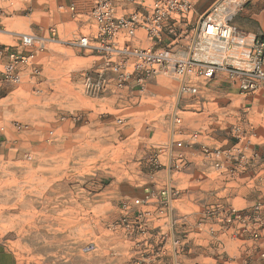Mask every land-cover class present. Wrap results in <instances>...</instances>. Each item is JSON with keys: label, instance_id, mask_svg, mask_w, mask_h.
Listing matches in <instances>:
<instances>
[{"label": "rangeland", "instance_id": "obj_1", "mask_svg": "<svg viewBox=\"0 0 264 264\" xmlns=\"http://www.w3.org/2000/svg\"><path fill=\"white\" fill-rule=\"evenodd\" d=\"M152 1L123 0V14L111 5L112 16L145 13ZM190 1L197 10L190 24L165 27L157 41L140 28L132 37L101 33L89 0H0V44L14 45L17 33L51 39L31 65L20 66V81L0 90V242L18 264H101L106 253L120 254V232L110 228L119 217V192L140 198L153 186L172 190L183 244L176 264H264V81L247 96L223 72L209 81L194 78L193 95L180 94L182 78L163 73L142 84L130 76L117 86L115 63L134 60L123 47L186 53L199 14L237 0ZM241 7L264 8V0H239L234 13ZM82 37L97 50L80 46ZM106 54L114 64L104 65ZM97 80L103 89L93 87ZM174 124L188 128L191 143L230 155L217 167L201 151L174 166ZM214 205L250 212L248 221L233 224L237 238L207 237L226 226L205 225L218 222L207 212ZM243 227L260 234L254 238ZM88 244L94 251L84 250Z\"/></svg>", "mask_w": 264, "mask_h": 264}, {"label": "built area", "instance_id": "obj_2", "mask_svg": "<svg viewBox=\"0 0 264 264\" xmlns=\"http://www.w3.org/2000/svg\"><path fill=\"white\" fill-rule=\"evenodd\" d=\"M91 4V15L100 24V32L114 35L123 31V36L132 37L137 29H143L148 39L160 41V34L165 27L175 28L180 23L188 26L194 16L193 3L190 0H153L145 13L131 11L122 17L112 16V0H89ZM73 9V6L71 7ZM234 14V12H233ZM233 14L228 13V7H220L219 2L212 4L198 20L195 35L192 43L187 47L186 53L173 51L169 47L157 50L134 49L129 50L123 47L125 56H132L134 60L128 58L123 60V66L115 63L113 71L118 77L117 86H122L130 76H136V81L142 84L146 78L158 73L172 75L182 78L179 87L180 94H196L199 89L200 78L204 81L214 79L219 72L226 73L227 78L236 87L239 94L243 96L251 95L264 81V36L237 33L231 24ZM169 24V25H168ZM16 43L0 44V90L6 84H14L20 81V66L31 65L39 52L45 49V42L51 39L38 37L27 33H17ZM80 46L96 48L88 44L87 38L79 40ZM114 64L110 56L104 58V65ZM101 76V73H98ZM93 87L103 89L100 80L93 82ZM180 118L173 115V123L178 124ZM196 138V134L190 136ZM173 146L181 147L182 141L175 140ZM161 151V149H159ZM203 153L219 166L220 158L229 156L220 148L210 149L203 146ZM232 155V154H231ZM177 161H173L174 166L183 164L182 154L177 155ZM172 193L171 189H162L159 192L161 197L159 206L156 208L158 214L167 218L168 200L167 196ZM150 195L143 198L124 199L120 203L119 217L110 228L119 231L123 238V230L133 238L137 232L144 233L151 229L141 227L142 214L134 208L141 207L149 203ZM259 209L253 206L254 212ZM207 212L217 217L221 223L232 225L236 221L246 222L250 218V212L246 209H235L233 207L223 208L219 205L211 206ZM170 227V226H169ZM264 230V229H263ZM248 231L254 238L260 234L255 229L243 227V233ZM234 234L238 237V233ZM161 236L164 233L160 234ZM149 238L143 241H135L138 246L141 242H148ZM182 243L179 239H172L174 254L182 250ZM95 246L88 244L85 251H94ZM151 252L144 260H134L136 264H152L161 257L162 246L151 248Z\"/></svg>", "mask_w": 264, "mask_h": 264}, {"label": "crops", "instance_id": "obj_3", "mask_svg": "<svg viewBox=\"0 0 264 264\" xmlns=\"http://www.w3.org/2000/svg\"><path fill=\"white\" fill-rule=\"evenodd\" d=\"M112 8L114 13H122L123 14V0H112ZM194 9V16L197 14V10H195V6L193 5ZM202 13L199 14L198 17L202 16ZM231 24L235 28L237 33H246L249 35H261L264 36V8L259 7L258 9L252 8V7H241L237 9V11L232 15L231 17ZM119 42L114 41L113 45L118 44ZM119 45V44H118ZM94 50H97L94 48ZM107 52V51H106ZM110 56V58H113L111 54H106L104 56L107 57ZM103 57V56H101ZM183 122V121H182ZM162 128L164 132L169 131V125L168 124H162ZM188 128L183 126H178L177 128L174 127L171 130V145H170V163L173 161H177L176 157L179 154H182L184 161L183 165L186 163L191 162L192 160H196L200 157H202V149L204 142H197V143H191L189 139H187V130ZM173 137H177L173 139ZM175 140H181L182 146L176 147L173 146V142ZM207 147V146H206ZM207 157V156H206ZM201 161V160H200ZM159 191L156 190V186L149 188H143L141 190V196L140 198H143L146 195H150L149 203L142 205L141 207H135L134 210L142 214L141 216V227H146L147 229H153L149 230L142 234H136V237L132 236H125L123 235V238L120 237L118 242H122L123 244V251L120 252V254L115 255L114 253L108 252L101 258V264H136L134 263V260H144L146 259V256L149 252H151V248L162 246V253L161 257L158 261L152 264H176V255L174 254L173 248H172V239H179L180 238L176 235V219L172 216V206H171V195L167 196L168 200V208H167V218H165L163 215H160L157 213L156 208L159 206V201L161 199L159 195ZM121 193L119 196V210H120V203L124 199H134V197H131L130 192H119ZM124 195V196H123ZM215 224H208L209 220L205 221V225L207 226H219L221 221L219 219H215ZM202 225V224H201ZM170 226V227H169ZM233 224L226 225L223 229V231H213L209 229L208 236L211 239L217 240L219 238H229V239H235L237 238V234L235 235L234 232H230L232 229ZM212 232V233H211ZM164 233L163 236L160 234ZM210 233L212 235H210ZM231 233V234H230ZM189 233L188 235H190ZM186 237V236H185ZM205 237V238H207ZM145 238H149V244L148 242H141L136 247V250H131V246L134 244L135 241H143ZM200 239H203L201 236H199ZM181 242V240H180ZM182 243V242H181ZM129 247V249H127ZM0 264H18L15 254L9 250L3 243L0 242Z\"/></svg>", "mask_w": 264, "mask_h": 264}, {"label": "bare ground", "instance_id": "obj_4", "mask_svg": "<svg viewBox=\"0 0 264 264\" xmlns=\"http://www.w3.org/2000/svg\"><path fill=\"white\" fill-rule=\"evenodd\" d=\"M238 6H239V0H237V1L235 2V4L233 5V7L228 8V13H229V14H233L234 9H236Z\"/></svg>", "mask_w": 264, "mask_h": 264}]
</instances>
